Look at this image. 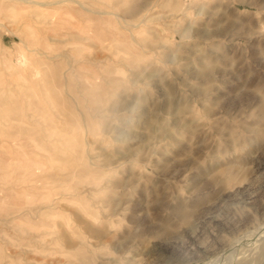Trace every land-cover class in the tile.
I'll use <instances>...</instances> for the list:
<instances>
[{"label": "rangeland", "instance_id": "374dc122", "mask_svg": "<svg viewBox=\"0 0 264 264\" xmlns=\"http://www.w3.org/2000/svg\"><path fill=\"white\" fill-rule=\"evenodd\" d=\"M0 264H264V0H0Z\"/></svg>", "mask_w": 264, "mask_h": 264}, {"label": "bare ground", "instance_id": "6f19581e", "mask_svg": "<svg viewBox=\"0 0 264 264\" xmlns=\"http://www.w3.org/2000/svg\"><path fill=\"white\" fill-rule=\"evenodd\" d=\"M34 73H35V72H34ZM34 73H33V74H34ZM148 253H149V254H153L154 251H153V250H149Z\"/></svg>", "mask_w": 264, "mask_h": 264}]
</instances>
